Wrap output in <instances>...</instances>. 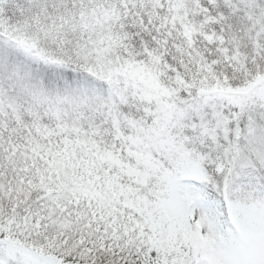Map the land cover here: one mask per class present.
<instances>
[{"label":"snow or ice","instance_id":"6c2138e0","mask_svg":"<svg viewBox=\"0 0 264 264\" xmlns=\"http://www.w3.org/2000/svg\"><path fill=\"white\" fill-rule=\"evenodd\" d=\"M0 264H264V0H0Z\"/></svg>","mask_w":264,"mask_h":264}]
</instances>
